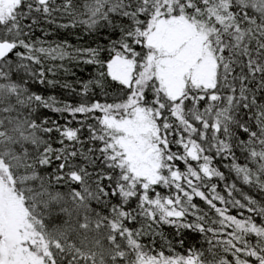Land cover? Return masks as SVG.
I'll list each match as a JSON object with an SVG mask.
<instances>
[{
	"label": "snow or ice",
	"instance_id": "1",
	"mask_svg": "<svg viewBox=\"0 0 264 264\" xmlns=\"http://www.w3.org/2000/svg\"><path fill=\"white\" fill-rule=\"evenodd\" d=\"M0 264H264V0H0Z\"/></svg>",
	"mask_w": 264,
	"mask_h": 264
}]
</instances>
